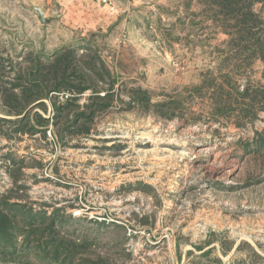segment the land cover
Listing matches in <instances>:
<instances>
[{"label":"rangeland","instance_id":"rangeland-1","mask_svg":"<svg viewBox=\"0 0 264 264\" xmlns=\"http://www.w3.org/2000/svg\"><path fill=\"white\" fill-rule=\"evenodd\" d=\"M241 7L261 49L216 0H0V81L64 47L82 69L68 83L89 86L18 114L0 97L24 124L2 127L0 193L14 160L10 201L93 242L78 264H264V0ZM74 97L90 118H57Z\"/></svg>","mask_w":264,"mask_h":264},{"label":"trees","instance_id":"trees-1","mask_svg":"<svg viewBox=\"0 0 264 264\" xmlns=\"http://www.w3.org/2000/svg\"><path fill=\"white\" fill-rule=\"evenodd\" d=\"M246 0H216L219 7L226 12L233 13L237 20L238 41L243 48L259 46V36H254L247 24V19L241 18L246 16L242 10V3ZM66 48L62 47L55 50L44 61L40 59V54L29 59V63L23 69L12 71L14 77L9 81H0V97L6 106L14 107V112L18 114L21 110H26L30 105L42 104V99L48 98L53 92L63 89L76 91V94L82 93L89 88L88 85H70L67 80L70 75H74L80 70L77 69L73 52H66ZM264 54V53H263ZM264 56V55H263ZM74 64V65H73ZM25 78H23V75ZM1 75V74H0ZM80 82L84 81L85 73H79ZM75 88L74 90L72 88ZM109 91L103 97L108 95ZM76 97L68 99L65 103L56 105V117L64 109H72L74 111V122L79 117H89L86 113L79 111L80 106L76 103ZM95 98V97H94ZM102 108V107H101ZM8 112L13 113L11 110ZM27 120L28 117L25 116ZM34 119L39 126H45L46 118L39 114H35ZM15 122L14 132H20L24 129L22 118L10 120L0 118V133L5 124ZM27 130L33 126L26 125ZM4 128V127H3ZM83 133H89L85 129ZM21 166L18 162L12 160V167L9 169V175L12 179V187L0 193V254L3 256H17L22 252L32 253L38 260L47 261L48 264H78V258L84 250L93 244L84 238H73L72 234L62 224V221L54 215H49L44 210H27L16 202L10 201L13 192L22 190L24 185L18 180ZM97 238V237H96ZM97 240V239H92ZM18 250H22L19 252ZM205 251L204 253H206Z\"/></svg>","mask_w":264,"mask_h":264},{"label":"water","instance_id":"water-1","mask_svg":"<svg viewBox=\"0 0 264 264\" xmlns=\"http://www.w3.org/2000/svg\"><path fill=\"white\" fill-rule=\"evenodd\" d=\"M35 9L37 11L38 19H39L41 24H47L53 20L52 17H45L43 10L40 7L36 6Z\"/></svg>","mask_w":264,"mask_h":264},{"label":"built area","instance_id":"built-area-1","mask_svg":"<svg viewBox=\"0 0 264 264\" xmlns=\"http://www.w3.org/2000/svg\"><path fill=\"white\" fill-rule=\"evenodd\" d=\"M49 133V132H48Z\"/></svg>","mask_w":264,"mask_h":264}]
</instances>
